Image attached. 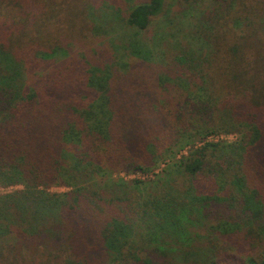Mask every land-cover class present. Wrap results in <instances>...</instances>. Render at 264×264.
<instances>
[{"label": "trees", "instance_id": "1", "mask_svg": "<svg viewBox=\"0 0 264 264\" xmlns=\"http://www.w3.org/2000/svg\"><path fill=\"white\" fill-rule=\"evenodd\" d=\"M169 1L0 0V186L19 187L0 195L2 252L44 248L60 264L264 258V43L247 22L231 29L242 11L256 26L255 10L180 0L178 12L199 9L196 36L162 52L142 35ZM98 36L109 40L70 52Z\"/></svg>", "mask_w": 264, "mask_h": 264}, {"label": "rangeland", "instance_id": "2", "mask_svg": "<svg viewBox=\"0 0 264 264\" xmlns=\"http://www.w3.org/2000/svg\"><path fill=\"white\" fill-rule=\"evenodd\" d=\"M121 1V0H120ZM141 1H145V0H127V2H119L118 0H104V2H106L107 4H111V5H117V6H121L124 7V10L127 9V7H129V5L131 3H136V2H141ZM178 1L180 0H171L168 2V5L164 8V10L159 14V16L157 18H155L149 25L148 27V31L144 32V34L142 35L144 38V41H147V39L155 41L158 45V43H162L158 46H160L159 48L157 47V50L160 51H164V47L165 46H170L172 48H175L173 43L176 42H186L188 40H190V37H195L196 35L193 33V31L196 29L197 26V17H198V10L199 9H194V10H186L184 12H178L179 10L182 9L183 7V3H179ZM236 1H241V2H246V4L248 5L247 8H254L255 10V17L254 20L252 21L253 24L255 25H251L250 24V20H252V15L249 13L250 12H246V11H242V12H238L237 14H235L234 12V16L231 22V29L234 31H239L241 29H244L245 27V22L248 23V25L251 27V29L253 30V32H256L257 37L256 39H259L261 42L264 43V14H261L258 11V8L264 7V3L261 4L262 0H257L256 4L252 3V0H248L250 1L251 4H248L247 0H236ZM201 4L203 6H206L207 8L212 7V2L210 0H201ZM257 11H256V9ZM236 4L234 5V7H232V10H236ZM175 11V12H174ZM178 12V13H176ZM240 18L239 21H237ZM235 20V21H233ZM235 23H237V25H235ZM190 30V31H189ZM244 32H246V30H244ZM192 35V36H191ZM212 36V33H211ZM254 39V38H253ZM109 38L106 36H98L97 38L94 39H89L86 40L84 42H82L81 44H72L70 49H71V53H78L79 51L82 50H90L93 48H99L103 45H105L108 42ZM151 42V41H150ZM156 43L153 46H156ZM157 56H160V53L157 54ZM218 71H221L220 69ZM178 96V94H177ZM234 136H216L215 138H213L211 141L215 142V141H231L233 140ZM160 168L162 167V165H159ZM159 168V167H158ZM157 167L154 169L153 174L158 173L159 169ZM118 177L120 178H132V177H137L139 179H146L149 180L151 179V175L147 174V175H143V174H136V175H132L131 173L129 174H124V173H119ZM15 189H19L18 186H11V187H1L0 186V194L5 193V192H10L13 191ZM49 190L51 192H63L65 191L64 188L62 187H51L49 188ZM234 248V247H233ZM234 250V249H233ZM233 250L231 251H225V256H231L233 253H235V251L233 252ZM34 252V251H32ZM228 252V253H227ZM58 252H48L46 251L44 248H38L37 251H35V253H31L27 250H22L19 253H17L15 256H12L8 253H6V251L4 250L2 252V250H0V264H60L59 261V256H58ZM236 254V253H235ZM222 256V255H221ZM228 260V259H227ZM229 262L230 261L228 260ZM228 262H221V264H227ZM218 264H220L218 262ZM247 264V263H245Z\"/></svg>", "mask_w": 264, "mask_h": 264}, {"label": "water", "instance_id": "3", "mask_svg": "<svg viewBox=\"0 0 264 264\" xmlns=\"http://www.w3.org/2000/svg\"><path fill=\"white\" fill-rule=\"evenodd\" d=\"M257 264H264V258L261 261H259Z\"/></svg>", "mask_w": 264, "mask_h": 264}, {"label": "built area", "instance_id": "4", "mask_svg": "<svg viewBox=\"0 0 264 264\" xmlns=\"http://www.w3.org/2000/svg\"><path fill=\"white\" fill-rule=\"evenodd\" d=\"M1 194H2V193H1ZM1 194H0V195H1Z\"/></svg>", "mask_w": 264, "mask_h": 264}]
</instances>
